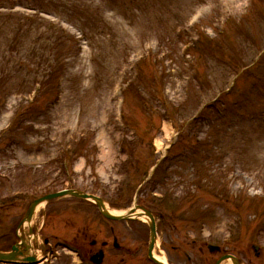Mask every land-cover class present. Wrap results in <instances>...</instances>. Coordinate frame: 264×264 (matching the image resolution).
Masks as SVG:
<instances>
[{"label":"rangeland","instance_id":"rangeland-1","mask_svg":"<svg viewBox=\"0 0 264 264\" xmlns=\"http://www.w3.org/2000/svg\"><path fill=\"white\" fill-rule=\"evenodd\" d=\"M249 2L0 0V203L13 206L5 221H18L22 206L44 194L48 183H54L52 192L62 190L53 181L58 167L42 163L66 149L75 190L95 193L116 215L126 214L134 203L154 208L161 221L154 252L167 264H216L226 253L240 264H264V250L255 255L252 248H264V0ZM226 19L229 25L215 45L204 42L185 53L189 36L215 37ZM190 23L197 25L188 33ZM178 31L187 37L178 40ZM221 41L227 57L219 55ZM149 49L142 77L129 76L136 83L125 113L138 131L141 160L152 164L154 142L173 161L145 179L142 167L131 163L133 183L112 165L110 142L117 130L103 116L120 70L124 77L133 64L128 59ZM154 69L164 74L165 105L156 111L165 108L173 129L163 112L148 120L142 105L156 106L150 89ZM36 84L41 90L30 106L27 99ZM228 87L233 91L226 97ZM14 114L15 127L4 134ZM169 132L174 139L167 138ZM16 193L21 197L6 198ZM45 206L22 228L24 238L39 245V257L49 248L43 245L46 236L57 232L63 236L58 241L90 254L116 238L128 254L107 248L105 264H157L148 257L150 230L143 220L111 221L96 206L70 196ZM29 227L38 229L33 237L24 235ZM16 233L1 231L0 249H10ZM210 244L220 245L222 254L208 252ZM58 251L61 257L51 264H76L74 255Z\"/></svg>","mask_w":264,"mask_h":264},{"label":"water","instance_id":"water-1","mask_svg":"<svg viewBox=\"0 0 264 264\" xmlns=\"http://www.w3.org/2000/svg\"><path fill=\"white\" fill-rule=\"evenodd\" d=\"M66 194H70L72 196H76V197H80V198H83V199H92L94 201L97 202L98 206L101 207V208H104V205H103V202L99 199H97L96 197L94 196H89V195H86V194H82V193H77V192H62V193H58V194H54V195H50L44 199H40L38 201H35L32 206H31V209H30V212H29V215H28V219L30 220L31 219V216L34 212V209L36 208V206L41 203L42 201L44 200H50L52 198H57V197H61V196H64ZM147 215L149 216V218L151 219V245H150V256H151V252L153 250V247H154V244H155V239H156V226H155V222H154V219L152 217V215L148 212H146ZM108 218H111L113 219V217L109 216L107 213H104ZM217 248H211V250H215ZM14 255L11 254V255H4V254H0V260H12L14 259ZM226 259H231L233 264H239V262L232 256H226V257H223L220 261H218L217 264H221L224 260ZM27 260H30L31 259H27Z\"/></svg>","mask_w":264,"mask_h":264},{"label":"bare ground","instance_id":"bare-ground-1","mask_svg":"<svg viewBox=\"0 0 264 264\" xmlns=\"http://www.w3.org/2000/svg\"><path fill=\"white\" fill-rule=\"evenodd\" d=\"M130 90V88H129ZM112 214H118L116 211H111ZM143 221H147L146 218H142ZM154 258L158 261V262H161V263H166V259H164L162 256H158L156 253H154Z\"/></svg>","mask_w":264,"mask_h":264},{"label":"flooded vegetation","instance_id":"flooded-vegetation-1","mask_svg":"<svg viewBox=\"0 0 264 264\" xmlns=\"http://www.w3.org/2000/svg\"><path fill=\"white\" fill-rule=\"evenodd\" d=\"M23 246V245H22ZM22 249H25L24 246L22 247Z\"/></svg>","mask_w":264,"mask_h":264}]
</instances>
